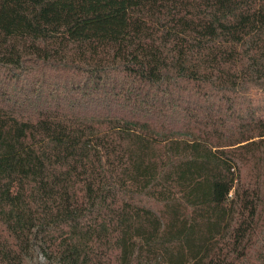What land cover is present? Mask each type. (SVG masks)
I'll return each mask as SVG.
<instances>
[{
    "label": "trees",
    "instance_id": "obj_1",
    "mask_svg": "<svg viewBox=\"0 0 264 264\" xmlns=\"http://www.w3.org/2000/svg\"><path fill=\"white\" fill-rule=\"evenodd\" d=\"M264 0H0V264H264Z\"/></svg>",
    "mask_w": 264,
    "mask_h": 264
},
{
    "label": "rangeland",
    "instance_id": "obj_2",
    "mask_svg": "<svg viewBox=\"0 0 264 264\" xmlns=\"http://www.w3.org/2000/svg\"><path fill=\"white\" fill-rule=\"evenodd\" d=\"M254 95V102L256 103H260V104H263L264 105V94H263V90L262 89H259L257 90L256 93L253 94Z\"/></svg>",
    "mask_w": 264,
    "mask_h": 264
}]
</instances>
